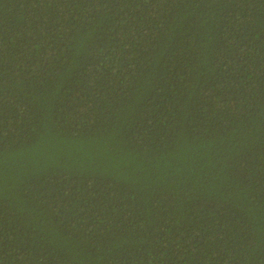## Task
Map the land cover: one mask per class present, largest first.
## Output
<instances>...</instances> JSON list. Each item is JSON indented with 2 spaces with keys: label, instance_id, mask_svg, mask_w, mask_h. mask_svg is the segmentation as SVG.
<instances>
[{
  "label": "trees",
  "instance_id": "trees-1",
  "mask_svg": "<svg viewBox=\"0 0 264 264\" xmlns=\"http://www.w3.org/2000/svg\"><path fill=\"white\" fill-rule=\"evenodd\" d=\"M263 78L257 0H0V264H264Z\"/></svg>",
  "mask_w": 264,
  "mask_h": 264
},
{
  "label": "bare ground",
  "instance_id": "bare-ground-1",
  "mask_svg": "<svg viewBox=\"0 0 264 264\" xmlns=\"http://www.w3.org/2000/svg\"><path fill=\"white\" fill-rule=\"evenodd\" d=\"M251 2H252V0H248V4H250ZM257 89H258V88H257ZM256 92H257V90H256ZM263 93H264V78H263V80L261 81V84L259 85L257 98L260 99V97H261V95H262ZM259 108H260L261 112L264 114V108L260 107V105H259ZM262 135H264V131L261 132V133H259V134H258V137H260V136H262Z\"/></svg>",
  "mask_w": 264,
  "mask_h": 264
},
{
  "label": "clouds",
  "instance_id": "clouds-1",
  "mask_svg": "<svg viewBox=\"0 0 264 264\" xmlns=\"http://www.w3.org/2000/svg\"><path fill=\"white\" fill-rule=\"evenodd\" d=\"M257 2L259 3V7L264 9V0H257Z\"/></svg>",
  "mask_w": 264,
  "mask_h": 264
}]
</instances>
